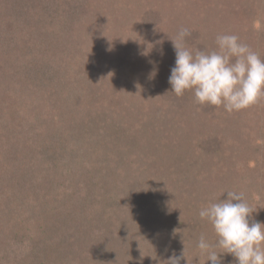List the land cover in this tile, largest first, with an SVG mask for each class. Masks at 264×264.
<instances>
[{
	"label": "rangeland",
	"instance_id": "obj_1",
	"mask_svg": "<svg viewBox=\"0 0 264 264\" xmlns=\"http://www.w3.org/2000/svg\"><path fill=\"white\" fill-rule=\"evenodd\" d=\"M2 1L3 25H18L14 14L18 4H31L29 0H14V5L5 2L2 11ZM37 1V8L32 12L27 8L28 16L19 18L25 22L22 27L30 26L21 36L28 42L27 52L21 61L15 59L14 65L0 63L4 94L0 97V264H20L19 258L25 264H35L31 246L37 241L41 245L44 232L56 235L54 243L69 242L59 252L64 264H78L79 258L91 263L99 256L103 264H119L107 263V248L111 257L113 248L123 254L130 248L118 246L119 234L139 225L134 218L139 216L161 235H170L176 221L191 223L202 207L227 198L226 187L243 192L255 210L252 218L264 222V97L248 108L227 112L222 106L196 103L190 90L182 97L175 96L168 82L175 61L171 39L181 27L191 31L185 38L189 48L211 51L216 49L218 34H235L264 59V0H146L141 10L134 0L128 4L122 0ZM157 4L158 8L154 7ZM161 23H166L164 29ZM21 45L0 29V55L9 52L12 60ZM25 62L33 64L31 70L6 78L14 66ZM64 69L66 77L60 76ZM143 100L148 101V109ZM116 102L122 103L117 107ZM136 104L145 109L139 112L137 124L141 126L134 130L135 138L124 140L126 134L122 144L117 137L115 144L106 143V139L100 146L92 144L108 137L103 133L104 116L111 117L113 112L129 126L138 112L128 107ZM67 105L73 108L69 113ZM83 112H88L93 122L86 131L76 129L75 117L80 119ZM168 114L171 119L184 115L180 129L171 131ZM95 120L98 130H92ZM193 130L200 138L196 158L207 171L212 170L209 179L205 178L200 189L189 179V188L197 193L191 192L188 201L167 214L152 213L144 218L146 197L150 198H146L148 204L162 201L159 182L170 186L169 200L175 201L177 193H170L176 188L172 180L180 174L174 171L169 176L164 168L167 159L180 151L185 154V148L180 133L173 132L183 131L184 135ZM135 139L137 144L130 145ZM162 139L168 142V149L160 146L143 164L147 170H140L142 163L137 161ZM223 163L232 166V172L212 184ZM51 170L54 174L48 176ZM230 177L232 180L224 182ZM95 206L96 214H89ZM114 217L121 228L108 232L100 242L94 235L96 228L104 225L107 231L112 230ZM165 224L171 228L162 230ZM206 227L212 228L210 223ZM122 238L128 239L129 234ZM99 242H103L102 253L92 254V247ZM160 259L163 257L150 264H161ZM162 264H167L166 260Z\"/></svg>",
	"mask_w": 264,
	"mask_h": 264
},
{
	"label": "trees",
	"instance_id": "obj_2",
	"mask_svg": "<svg viewBox=\"0 0 264 264\" xmlns=\"http://www.w3.org/2000/svg\"><path fill=\"white\" fill-rule=\"evenodd\" d=\"M29 1L31 3L30 7L27 6L26 2H23L21 4H18L15 12L13 11L17 20L19 21L18 25L15 22L13 24H9V25L0 24L1 32L6 33L10 39L15 38L18 42H21V44H22L21 45L22 49L14 52L15 54L13 55L12 60H10L8 57V55L10 54L9 52L2 53V55H0V61H1L0 63H2V64H13L14 65L16 63L15 59H17V61H21L22 56L24 55V53L27 52V43L28 42L22 41L21 36L23 35V33L26 32L25 27L27 28L30 26L27 25L25 27H22L21 23H23L25 25V22H20L19 18L28 16V15H26L27 14V12H26L27 8H30L31 12H32V10H34V7H36L38 5L37 0H29ZM122 1H124V3H126V4H128V0H122ZM134 1L136 3L135 4L136 6L141 7L140 10L143 8V6L146 2V0H134ZM2 2H3L2 11L5 10V2H11L12 5H14V0H3ZM154 7L158 8V4L155 5ZM143 11L144 10H142L141 12H143ZM148 17L147 16L145 18L143 17V21L146 22ZM6 18L7 19L10 18V16L8 15V16H6ZM38 21H40V18H38ZM171 23H169V24H171ZM164 24H166V23L160 24V27H162L163 29L165 28ZM160 27L159 28L154 27L152 29H160L161 30ZM11 54H12V52H11ZM26 63L27 62H25L21 65L14 66V68H13L14 71L10 70V72L6 76V78H9V79H10V77L15 78L16 75H14V74H17L19 71H22V70L25 71L24 74L26 73L27 70H31L32 69L31 66L33 64H26ZM65 72L66 71L64 69L63 72L60 73V76L66 77ZM1 74L3 75L4 71H2ZM1 92H3V90L0 86V97H4V94ZM56 92L59 94V92L57 90H56ZM60 92H61V90H60ZM149 102H151V101H149ZM121 103L122 102H116L115 106L119 107ZM141 103H142V105H144V107H146V109H148V106L146 105L148 103V101L143 100ZM137 104L134 106L128 107V109L132 108L130 111H132V112L137 111L138 112V114L136 115L137 117H136L135 121L133 120L136 123H132L133 122L132 121L130 123L131 125L129 124V126H128L127 124L124 123L125 120L114 117L113 115H115V114L112 112L111 114H109V115H111V117L104 116L101 119L102 121H104L103 125L105 126L103 129V133L105 134V136L107 134L108 137L107 138L101 137V139L97 140V143H92V144H96V146H98V144H99V146H100V144L105 143V139H106V143H110V144H112L113 142L115 144L116 141L119 139L118 144H122V141H124L125 138H126V140H131L132 137L135 138L136 133L134 130H136L137 128H139V126H141L140 125L141 123L137 124V122L139 121V119H138L139 118V112L141 110L145 109L142 105L137 106ZM66 107H68V113L73 109L69 105H67ZM115 109H117V108H115ZM125 109H127V108H125ZM123 111H124V109L121 110V112H123ZM89 117H90V115L88 112H83L81 114V116L79 117L80 119L75 117L77 119L76 126H78L76 129H78V130L84 129V131L89 130L87 128L89 123L91 124V128H92V123H93L91 120L92 116H91V119H89ZM167 118H169L171 120V124H169V125H171V128H172L171 131H176V130L180 129L181 127H179V126L184 124V120H183L184 115L182 116V118L180 117V115H178V116H175L174 119H171L169 114H168ZM119 119H120V121L118 123H116ZM85 121L87 122V124H85L86 123ZM63 122H64V120H63ZM93 128L94 129H92V130H96V129L98 130L99 124H98L97 120H95V122L93 124ZM71 132H72V130H71ZM182 132L183 131L173 132V134L180 133L182 148L183 147L185 148L184 149L185 154H182V151H180L179 155L176 154V155L171 156L169 159L166 160V166L164 168L165 169L164 172H166L169 176H171V173L174 171H176L175 175L180 174V176H179L180 178L176 176V179H175V177H173L175 180L173 179L172 182L176 186V188L170 192V193H175V194L177 193L175 196L176 199L174 202L170 201L169 200L170 198L168 195V192L170 191L169 190L170 186H166L162 182H159L160 183L159 188L163 194L162 201H161V203L159 202L157 204H155L156 202L150 201V204H148L147 201L150 198L146 197L148 200H146V198H145V202L143 205H147V206H144L146 209L142 211L143 212L142 214H144L142 216H144V218H147L150 214L152 215V213L153 214H155V213L167 214L168 212H171L175 206L178 207V205H182V202L185 203L186 201H188L190 199L189 196H192L191 194L192 193L194 194L196 192V191H192L189 188V184H190L189 179H191L194 182L193 184H195L196 188H199V189H200V187L205 186V183L209 179V175L207 176V174H208V172H210L212 170H210V168H209L208 169L209 171H207V169L202 167V165L200 164L202 162H200V160L196 158V155H199V153H197V151H198L197 144L200 143V141H199L200 138H198L199 135L195 132V130H193L191 132L187 131L184 135L182 134ZM94 133H95V131H94ZM66 134H67V132H66ZM124 135H126V136L124 137V140H123ZM96 137H98V136L96 135ZM116 137L118 138L117 140H116ZM172 138L176 139V135L172 136ZM193 139H195V140L193 141ZM137 140L138 139H135L133 142H131L130 145H134V143L137 144ZM188 140H191V142H186ZM87 142H88V139H87ZM87 145H89V144H87ZM156 145H157L156 148L146 150L147 155H145V157L143 159L140 158L139 161H137V159L135 160V162L137 161V163L138 162L142 163L140 165V168H139L140 170L141 169L143 171L147 170V167L143 164L146 163V160H147V162H149L148 160L152 159L153 155H155V153H156V149L158 151L160 149V146H161L162 150L166 149V146L168 149V142L166 140H163V139L158 140L156 142ZM163 145H165V147ZM233 146H236V145L233 144ZM205 153L207 154V152H205ZM202 156H203V154H202ZM202 156H200V158ZM194 161L196 162V164ZM175 166L178 168L177 170L174 169ZM143 171H141V172H143ZM178 171H179V173H178ZM190 171L192 172L193 177L190 176L191 175ZM217 172H218V175H217L216 179L213 180L212 184L217 183L219 180H221L223 177H225V175H230V173L232 172V166H228V168H227L226 164L223 163L222 168L220 170H218ZM49 173L50 174H48V176L53 175L54 171L51 170ZM224 180H225L224 182H227L229 180H232V178L230 177L228 180H226V178H225ZM212 184H210V186H213ZM233 184H236V183L234 182ZM177 185H178V187H177ZM223 185H226V183H223ZM219 186L224 188V186H221V185H219ZM220 187H218V189H221ZM226 188H227V189H225L226 192L232 191L231 187H226ZM212 198H214V197H212ZM215 198H217V197H215ZM194 201H191L192 205H193ZM143 205H142V207H143ZM142 207H141V209H142ZM161 208H163V209H161ZM88 212H89V214L92 213V215H95L96 214L95 212H97L96 206H95L94 211L88 210ZM109 215L110 214H107L106 216L109 217ZM115 219H116L115 217L111 219V223L113 224L112 230L109 229L107 231V228L104 225L96 228L94 235H96V237H98V238L100 237V240H99L100 242L104 238L102 236L106 235L108 232L114 233V232L118 231V229L121 228V225H120L121 222L118 219L117 220H115ZM123 221H124V219L122 218V223H123ZM134 221L136 224H139V225L135 226L130 231H125L123 234H119V237L121 238V242H120V244H118V246L127 244L130 246V248L124 254L121 252V250L119 251L116 248H113L111 253L115 252V254H113L112 257L109 254V248H107L108 254L105 255L107 257V259H106L107 263L115 261V262L121 264L124 261H131V262H134L136 264V260L139 259L140 264H146L148 262L146 259H149V264H150L151 262L156 261V259L159 256H161V257H163V260L160 259L159 261L160 262L162 261L161 262V264H162L164 262V260H166V261L168 260V257H170L172 255H180L183 251L184 255H185V259L181 261V264H211V261H205L207 258V255L202 254L200 252V250L196 247L198 238L202 233L205 234L206 238L210 242L214 243L215 240L217 239L215 236L213 228L207 229L206 226L209 223L206 220H201L199 217L194 218L191 223H187L186 220H183V221L180 220V221H176L174 224L176 225V223H177V225L172 227V228L170 227V225L165 224L164 228H162V230L169 229V228H171V230L172 229L174 230V232H172L170 235H166V236L161 235V233H159V230H157L158 229L157 227L156 228L155 227L154 228L148 227V224H146V223H148V221H146V222L141 221V218L139 216L136 219L134 218ZM91 222L92 221H90L89 223H91ZM55 225L57 226V224H55ZM57 227H55V229ZM126 234L127 235L129 234V238L125 240L122 237L126 236ZM44 236H45V239L42 241L41 245L38 243V241H37V244L35 242L32 243V246H31L32 257L31 258H33L34 260H31V261H34L35 264H62L64 262V260H63L62 256L60 257L59 252L62 249V247H64L63 245L67 246L69 244V242H66V240H65L66 243L63 242L64 244H62V243H59L57 240H55V243H54L53 239L56 237V235L55 234L52 235L49 232H44ZM122 239L125 241H122ZM100 242H99V244L94 245V247H92V249H91L92 254L97 252V255H100V253H102V245H103L104 241L101 244H100ZM34 248H37V249H34ZM216 250L217 251H223V249H219V248H217ZM137 252H138L139 256H137ZM86 261L87 260L85 258H79V262L81 264H103L102 258H100V256L96 260L93 259L91 261V263H89L88 261L86 262ZM234 261H235V258L231 254L225 253V254H223L221 264H229V263L234 264L235 263ZM19 262H20V264H22L23 263L22 259L19 258ZM79 262H78V264H79ZM131 262H129L128 264H131ZM29 263H31V262H29ZM23 264H25V263H23Z\"/></svg>",
	"mask_w": 264,
	"mask_h": 264
},
{
	"label": "clouds",
	"instance_id": "obj_3",
	"mask_svg": "<svg viewBox=\"0 0 264 264\" xmlns=\"http://www.w3.org/2000/svg\"><path fill=\"white\" fill-rule=\"evenodd\" d=\"M189 36L191 31L181 27L171 39L175 61L168 82L175 96L190 90L196 103L222 106L227 112L248 108L264 97V59L238 35L218 34L216 49L211 51L187 47L185 38ZM226 193L227 198L199 210V218L211 224L217 239L210 242L202 233L196 247L211 264H221L225 253L235 258V264H264V222L252 218L255 210L243 192ZM184 259L182 251L166 262L181 264Z\"/></svg>",
	"mask_w": 264,
	"mask_h": 264
}]
</instances>
